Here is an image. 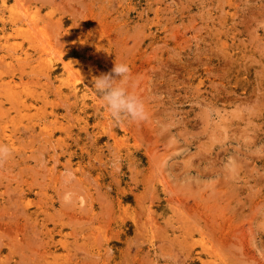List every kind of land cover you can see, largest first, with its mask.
<instances>
[{
  "label": "rangeland",
  "instance_id": "1",
  "mask_svg": "<svg viewBox=\"0 0 264 264\" xmlns=\"http://www.w3.org/2000/svg\"><path fill=\"white\" fill-rule=\"evenodd\" d=\"M0 145V264H264V0H0Z\"/></svg>",
  "mask_w": 264,
  "mask_h": 264
},
{
  "label": "clouds",
  "instance_id": "2",
  "mask_svg": "<svg viewBox=\"0 0 264 264\" xmlns=\"http://www.w3.org/2000/svg\"><path fill=\"white\" fill-rule=\"evenodd\" d=\"M130 68L127 63H114L110 73H104L93 78L92 87L98 94L100 103L108 115L119 121L126 117L131 121L146 118L145 105L125 84L128 80ZM6 145H0V156L8 153Z\"/></svg>",
  "mask_w": 264,
  "mask_h": 264
},
{
  "label": "bare ground",
  "instance_id": "3",
  "mask_svg": "<svg viewBox=\"0 0 264 264\" xmlns=\"http://www.w3.org/2000/svg\"><path fill=\"white\" fill-rule=\"evenodd\" d=\"M22 13V12H21ZM28 15V14H27ZM51 48V47H50ZM206 213V212H205ZM211 213V212H210ZM199 216V215H198ZM194 218V217H193ZM208 218V217H207ZM189 226V225H188ZM218 245V244H217Z\"/></svg>",
  "mask_w": 264,
  "mask_h": 264
}]
</instances>
